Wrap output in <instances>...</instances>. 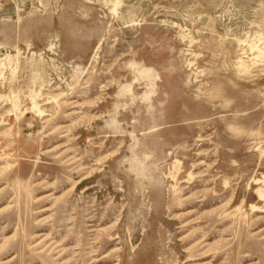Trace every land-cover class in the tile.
Returning <instances> with one entry per match:
<instances>
[{"label":"rangeland","instance_id":"374dc122","mask_svg":"<svg viewBox=\"0 0 264 264\" xmlns=\"http://www.w3.org/2000/svg\"><path fill=\"white\" fill-rule=\"evenodd\" d=\"M263 177L264 0H0V264H264Z\"/></svg>","mask_w":264,"mask_h":264},{"label":"bare ground","instance_id":"6f19581e","mask_svg":"<svg viewBox=\"0 0 264 264\" xmlns=\"http://www.w3.org/2000/svg\"><path fill=\"white\" fill-rule=\"evenodd\" d=\"M91 177V176H90ZM175 178V177H174ZM82 181V180H81ZM256 183V185H263L264 186V177L262 178V179H258V180H256L255 181ZM176 188V187H175ZM180 193L177 191L176 193H175V198H174V201H173V206H175V207H177V206H182L183 205V203L180 201V199H179V195ZM255 194L259 197V200H260V202L261 203H263L264 204V189H263V187H260L259 189H257L256 190V192H255ZM252 210L253 211H255V212H261V211H259V207H257V206H255V205H253L252 206ZM191 222V221H190ZM195 223V222H194ZM191 225H189V223H187L184 227H186V228H188V227H190ZM197 239V238H196ZM197 242V241H196ZM205 242H207L206 241V239L205 240H201L200 242H197V243H195L194 245H192L194 248L192 249L193 250V252H187V254H188V256H190L189 257V261L190 262H193V261H199V260H201V259H196V260H191L192 258H193V256H194V253H195V251H196V249H198V248H200V246L202 245V244H204ZM188 247V246H187ZM191 248V247H190ZM1 250V249H0ZM64 250V249H63ZM203 252V251H202ZM62 254H61V256H65V252L63 251V252H61ZM95 257H96V255H94ZM204 258H206V257H204ZM99 262H101V260H98V261H95L94 263H99ZM69 264V263H68Z\"/></svg>","mask_w":264,"mask_h":264}]
</instances>
